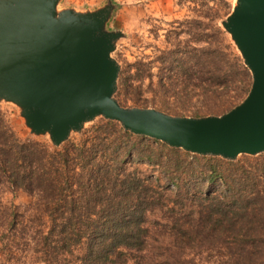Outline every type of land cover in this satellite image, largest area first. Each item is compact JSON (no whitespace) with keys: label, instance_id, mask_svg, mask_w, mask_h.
<instances>
[{"label":"trees","instance_id":"obj_1","mask_svg":"<svg viewBox=\"0 0 264 264\" xmlns=\"http://www.w3.org/2000/svg\"><path fill=\"white\" fill-rule=\"evenodd\" d=\"M202 36L201 47L161 52L158 60L171 74L160 86L165 92L183 88L177 74L183 85H194L188 78L198 67L208 91L233 84L235 94L219 105L228 110L248 91L250 73L224 31ZM148 64L134 63L135 78L145 76ZM123 72L118 96L135 80ZM196 156L197 165L189 153L105 119L78 141L54 147L19 137L0 109V191L6 184L31 198L20 210L0 197V264H148L139 253L149 238L147 215L155 209L172 218V234L184 236L185 245L216 242L223 251L211 263L264 264V161L230 163L223 173L217 162ZM136 163L149 166V173L130 168ZM156 171L167 182L154 181ZM209 179L220 186L205 187Z\"/></svg>","mask_w":264,"mask_h":264},{"label":"water","instance_id":"obj_2","mask_svg":"<svg viewBox=\"0 0 264 264\" xmlns=\"http://www.w3.org/2000/svg\"><path fill=\"white\" fill-rule=\"evenodd\" d=\"M60 3L0 0V102L18 109L30 136L59 147L101 117L200 156L264 153V0H234L220 19L251 82L230 109L203 116L121 105L112 54L124 33L109 27L115 5L81 10Z\"/></svg>","mask_w":264,"mask_h":264},{"label":"rangeland","instance_id":"obj_3","mask_svg":"<svg viewBox=\"0 0 264 264\" xmlns=\"http://www.w3.org/2000/svg\"><path fill=\"white\" fill-rule=\"evenodd\" d=\"M114 5V11L109 22V27L119 29L124 33L116 44L113 57L120 64L123 75L136 77L135 62L143 61L149 63L145 68V76H138L133 82V89L124 91L123 95L115 94L119 103L123 106L149 107L164 111L168 114L179 116H203L208 114H220L227 109V105L220 107L226 99L235 94L232 85L213 86L210 91L201 83V73L198 67L188 81L192 84L183 85L184 79L177 74L176 82H181L183 88L165 92L160 81H165L166 76L171 73L166 68L168 63L158 60L161 52L166 49L201 47L203 34L211 32L214 28L221 29L220 19L231 9L234 0H110ZM108 2V0H61L60 6H71L76 9H93ZM225 37L232 44L229 36ZM233 45V44H232ZM234 47V46H233ZM235 49V47H234ZM236 51V49H235ZM237 53V51H236ZM137 80V81H136ZM176 88V87H175ZM118 91V88H117ZM116 91V93H117ZM237 102V99L233 100ZM0 109L5 114L11 127L19 137L30 136L18 116V109L11 103L0 102ZM101 117L86 124L85 129H90L98 124ZM83 130V131H84ZM33 137V136H32ZM50 144L47 137H34ZM81 134H72L69 139L78 141ZM182 150V149H180ZM183 151V150H182ZM185 152V151H184ZM190 154L193 163L196 162L197 154ZM200 156V155H198ZM210 163L220 164L219 170L227 173L232 164H248L247 162L264 161V153L257 155L240 154L234 160L223 158H209ZM214 159V160H212ZM221 159V160H220ZM143 173H149V166L145 164H133ZM247 167V166H246ZM159 178L161 182H167L166 176L159 171L154 172V181ZM210 189L220 186V181L207 180L205 187ZM0 197L6 205L14 203L22 210L30 201V196L18 190L11 192L6 184L0 191ZM199 204L201 202H193ZM194 209L195 206H192ZM197 209V208H195ZM164 211V210H163ZM159 209L147 215L145 225L149 229V238L139 254L144 256L148 264H215L223 251L214 242L206 248L201 241L185 245L188 242L184 236L172 234L170 223H173L168 214ZM192 219L191 217H188ZM190 243V242H189ZM191 245V247H189ZM209 260L210 262H208ZM27 264H44L40 261L29 260ZM128 264H131L129 261Z\"/></svg>","mask_w":264,"mask_h":264}]
</instances>
